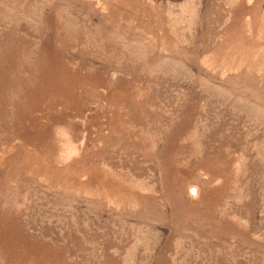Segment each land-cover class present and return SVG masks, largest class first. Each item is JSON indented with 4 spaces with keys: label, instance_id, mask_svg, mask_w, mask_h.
<instances>
[{
    "label": "rangeland",
    "instance_id": "1",
    "mask_svg": "<svg viewBox=\"0 0 264 264\" xmlns=\"http://www.w3.org/2000/svg\"><path fill=\"white\" fill-rule=\"evenodd\" d=\"M0 264H264V0H0Z\"/></svg>",
    "mask_w": 264,
    "mask_h": 264
}]
</instances>
